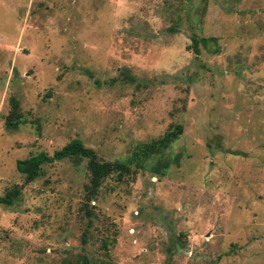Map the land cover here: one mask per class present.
Instances as JSON below:
<instances>
[{"label":"rangeland","instance_id":"obj_1","mask_svg":"<svg viewBox=\"0 0 264 264\" xmlns=\"http://www.w3.org/2000/svg\"><path fill=\"white\" fill-rule=\"evenodd\" d=\"M176 124L178 165L107 181L88 214L84 160L15 169L73 138L121 158ZM15 187L0 264H264V0H0V196Z\"/></svg>","mask_w":264,"mask_h":264},{"label":"trees","instance_id":"obj_2","mask_svg":"<svg viewBox=\"0 0 264 264\" xmlns=\"http://www.w3.org/2000/svg\"><path fill=\"white\" fill-rule=\"evenodd\" d=\"M192 49L197 52L198 42L205 45L207 38L191 36ZM20 123V112L17 99L9 98V109L4 117V126L7 129H15ZM182 131L180 124H176L166 129L160 136L148 141L136 143L132 149L121 158L105 160L98 158L96 153L82 142L73 138L54 150L51 154L43 151L31 153L27 157L15 161V169L23 178L24 182H30L38 175L42 174L41 166L56 160L69 159L73 165H79L84 160V172L86 180L82 184V209L88 214L87 205L97 197L98 188L111 180L121 182L124 179L134 178L138 172L146 171L157 177L166 174L171 163L178 165L181 152L174 154L166 152L170 145L178 138ZM19 194L17 187L10 189L0 196V203L10 205ZM81 242H85L83 232ZM103 240L102 244L106 245ZM100 263V261H97ZM98 263V264H99ZM63 264H95L87 254L80 253L72 260ZM106 264V263H101Z\"/></svg>","mask_w":264,"mask_h":264}]
</instances>
